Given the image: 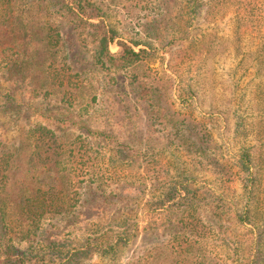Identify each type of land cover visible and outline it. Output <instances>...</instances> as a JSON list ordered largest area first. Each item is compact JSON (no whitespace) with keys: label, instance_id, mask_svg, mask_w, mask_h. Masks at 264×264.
Here are the masks:
<instances>
[{"label":"trees","instance_id":"1","mask_svg":"<svg viewBox=\"0 0 264 264\" xmlns=\"http://www.w3.org/2000/svg\"><path fill=\"white\" fill-rule=\"evenodd\" d=\"M101 1L0 0V124L30 112L53 121L23 124L13 143L0 132V264L113 260L130 245L124 264H264V133L247 144L243 114L206 102L179 72L220 43L195 35L202 8L210 20L231 4ZM156 45L174 74L153 69ZM191 98L225 123L235 154L188 113Z\"/></svg>","mask_w":264,"mask_h":264},{"label":"rangeland","instance_id":"2","mask_svg":"<svg viewBox=\"0 0 264 264\" xmlns=\"http://www.w3.org/2000/svg\"><path fill=\"white\" fill-rule=\"evenodd\" d=\"M202 1L206 4L209 0ZM101 2L102 4H107L105 0ZM228 2L231 5L224 12L226 13L225 15L220 14L216 18L205 19L206 13L205 7H203V14L193 22L195 35L207 34L204 40L206 37L209 40V36L212 35L220 42L218 48L214 51L215 55H211L212 52L209 51L205 58L189 61L190 63L181 65L179 72L184 76L185 82L190 81L200 93L202 92L203 96H206V102L212 98L220 106L228 105L232 110L243 114L249 126L247 128V144H251L254 141L253 133L259 132L261 135L264 133V107L262 111L263 119L259 120L258 113L255 110L259 106L256 95L259 92H264V69L258 67L261 61L264 60V51H260L264 41V0H240V2L239 0H228ZM238 3L240 5H237ZM245 8H250V11H254V13L251 15L250 11ZM105 9L110 17L115 15V12L112 13V10L108 9L107 5ZM115 24L117 27L122 28V32L127 30L134 38L141 39L140 35H136L134 32L124 28L123 23ZM124 34L125 37L129 38L130 34ZM156 47L158 48L156 49L157 51L151 50V56L149 57L153 69L160 73L166 71L168 74H174L168 67L171 53L164 51L157 45ZM119 50V46L112 45V52L116 53ZM179 80L177 78L175 86L179 83ZM175 97L178 105L183 107L182 103L184 104V102L178 99V92L175 93ZM190 101L194 103L192 104L194 110L189 109L188 113L200 120H203V117L206 116L204 120L212 127L211 130L215 136L219 151L224 153L229 151L235 154L239 148L238 140L233 138L232 132L228 133L225 131L223 126L225 123L220 121L223 125H219L218 121L208 119L209 117L207 118V116H210L208 113L209 105L201 106L198 98H191ZM240 105L241 108L239 107ZM214 115L220 116L222 119V114L219 112L214 113ZM232 117L233 121H235L234 113H232ZM39 123L52 125L53 121L39 114V112H30L28 115L23 113L15 119L9 114H2L0 132L7 143H13L20 139V132L23 126L28 128ZM200 177L205 178V180L209 179L212 183L214 176L211 172H206ZM233 187L240 189V185L237 184L233 185ZM258 194L264 198L262 187ZM119 207L116 203L111 205L113 215L118 213ZM143 216L147 219L149 215L144 214ZM155 218L158 219L159 217L156 216ZM254 235L256 236V233L252 237ZM135 247V245H130L127 249L126 247L122 248V253L117 259L113 260L107 257L102 258L93 252L92 256L81 264H124L127 256Z\"/></svg>","mask_w":264,"mask_h":264}]
</instances>
